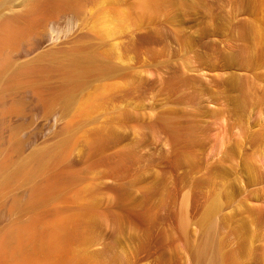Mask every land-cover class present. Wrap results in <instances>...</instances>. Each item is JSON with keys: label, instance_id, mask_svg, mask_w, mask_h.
Listing matches in <instances>:
<instances>
[{"label": "rangeland", "instance_id": "1", "mask_svg": "<svg viewBox=\"0 0 264 264\" xmlns=\"http://www.w3.org/2000/svg\"><path fill=\"white\" fill-rule=\"evenodd\" d=\"M0 264H264V0H0Z\"/></svg>", "mask_w": 264, "mask_h": 264}]
</instances>
